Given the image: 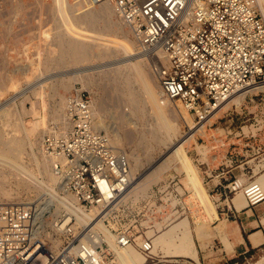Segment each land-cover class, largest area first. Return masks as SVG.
Here are the masks:
<instances>
[{
    "label": "built area",
    "instance_id": "obj_1",
    "mask_svg": "<svg viewBox=\"0 0 264 264\" xmlns=\"http://www.w3.org/2000/svg\"><path fill=\"white\" fill-rule=\"evenodd\" d=\"M78 1L84 8L114 6L139 49L150 56L161 99L179 102L196 123L208 120L236 93L264 84V18L254 0ZM263 92H248L242 106L261 105L256 97ZM64 119L66 127L54 123L45 133L42 149L60 177L57 197L65 206L47 221L46 206L0 202V264H117L118 251L129 246L151 258L154 240L143 228L154 227L169 211L187 210L189 187L175 176L144 205L136 204L142 218L127 226L123 219L134 210L125 199L131 163L96 127L88 90L75 87L67 93ZM256 132L246 133L243 126L236 142L218 144L227 148L222 156L213 155L217 182L205 185L219 211L225 207L236 216L234 198L240 191L249 208L264 202V185L254 168L234 167L247 152L264 161V132L261 127Z\"/></svg>",
    "mask_w": 264,
    "mask_h": 264
},
{
    "label": "rangeland",
    "instance_id": "obj_2",
    "mask_svg": "<svg viewBox=\"0 0 264 264\" xmlns=\"http://www.w3.org/2000/svg\"><path fill=\"white\" fill-rule=\"evenodd\" d=\"M72 1L75 2V0L70 2ZM109 8L114 11L110 17ZM78 9L83 10L81 6ZM92 9L95 10V17L98 20L96 30L93 31L87 22L80 23L82 28L91 30L84 36L89 46V54L78 62L62 64L56 62L60 46L57 34L59 16L54 0H0V131L4 133L6 140L11 138L20 140L17 142L18 145L12 144L14 147H20V152L13 157V162L23 165L22 168L25 170L23 172L22 169V173L18 175L14 169L12 170L13 167L0 164V202L46 206L47 221L62 210L61 199L57 197L59 179L51 187L49 177L43 169L44 164L47 163L49 169L51 165L49 159L45 158L42 140L45 133L51 131L54 123L67 126L64 119L65 108L54 116L53 105L61 102L62 97L65 98L75 87H81L88 90L92 96L98 129L112 136L115 148H121L126 152L131 163L133 179L137 180L136 184L140 183L136 190L125 196L127 204L134 208L123 219L127 226L133 227L132 220L142 218V213L138 214L136 210V204L144 205L154 191L163 184H168L175 176H177L175 180H180L183 187L187 186V180L191 186L185 194L187 210L169 211L154 227L143 228L148 236L154 239L155 248L151 258L143 254L137 246L128 247L129 252L138 257V264H250L257 260L260 255H264V248L247 258L217 259L220 253L218 249L209 253L204 245H198L200 235L205 241L212 240L208 246L219 245L212 239V236L216 235L215 226L218 222L209 221V226L206 227V216L201 215L204 210L202 202L195 195V189L180 163L170 164L172 167L166 171L162 170L153 183L147 179L153 165L162 160L169 147L173 145V141L187 135L196 122L190 114L179 107V102L161 103L176 133V138L167 139L164 132L159 129L157 118L151 108L142 107L143 102L133 98L134 96L139 98L141 92L140 84L130 70L133 63H140L149 84L154 87L158 99L160 97L159 85L150 68L152 62L150 56L141 52L131 31L122 23L114 6L105 2ZM127 79L131 80L130 84L126 83ZM253 91L257 90L250 92ZM244 101L245 99L239 104L230 102L196 134V137L194 136L189 145L186 144L191 162L204 185L208 183V188L213 187V182H217L214 175L218 172L215 156L213 158L210 155L212 153L220 157L227 148L218 146L219 142L224 140L227 146L236 142V135L241 132L243 126L245 130L254 132L261 127L264 132V92L256 97L257 102H263L261 105L257 106L255 103L250 107L242 106ZM256 119L259 124H256L258 123ZM26 128L29 131L33 130L31 135L25 133ZM1 147L0 145V150ZM232 149L233 146L230 147V151ZM242 158L247 162V170L253 167L251 161L253 156L249 152ZM237 163H234V167ZM231 169L236 174L242 172L239 168ZM33 176L36 177L31 180ZM19 178L25 179L27 184L20 182ZM205 189L207 191V185ZM179 190L183 192L181 188ZM7 191L10 193L9 197L5 195ZM214 206L216 207L215 204ZM197 214L201 216L195 217ZM173 228H177L178 232L170 234ZM187 231L194 236L195 242L191 248L193 247V251L196 250V254L198 249L199 260L190 256L165 254L166 244L172 242L177 245L183 233ZM156 238L162 239V242L156 245ZM117 264L123 263L118 259Z\"/></svg>",
    "mask_w": 264,
    "mask_h": 264
},
{
    "label": "bare ground",
    "instance_id": "obj_3",
    "mask_svg": "<svg viewBox=\"0 0 264 264\" xmlns=\"http://www.w3.org/2000/svg\"><path fill=\"white\" fill-rule=\"evenodd\" d=\"M70 1L69 0H54V6H55V9L57 10L58 16H59V20L57 23L58 24L57 25V34L59 36V46H60L58 55L56 57V62L62 63V64L68 63V62H71V63L72 62H78L79 60L83 59L84 57H86L89 54V46H88V44L85 40L86 38L84 36H85V34L87 35V33L91 32V30L82 28L80 26V23L87 22V25H90L93 28V31L96 30L95 28H97V25H98V20L95 17L96 13H94L95 10L92 11L93 7L92 8H84L83 4L80 1H78V0H75V2H73V1L70 2ZM254 1H255V4L257 5V7L260 8V11H261L263 18H264V0H254ZM107 4H109V3H107ZM79 6H81L83 8V10L78 9ZM111 6H113V5H111ZM113 12H114L113 9L109 8L108 9V16L110 17L113 14ZM56 15H57V13H56ZM105 39H107V38H105ZM109 40H111L110 36H108V42H110ZM142 53L146 54L144 52H142ZM157 53L160 56H163V52L161 50H159ZM130 70L132 72L134 79L137 81V83L139 82L140 87H141V92L139 94V98H138V96H134V97L132 96V97L134 99L141 100L143 102L142 107L149 106L151 108V110L155 114V117L157 118V123H158L159 129L164 132L167 139L173 140L174 137L176 136L175 130L170 125V123L166 117V114L164 111V106L161 105V103L166 104L169 101L162 100L160 94H159L160 97L158 99V94H157V92H155L153 90L154 87L152 88L151 85L149 84V82L147 80L148 78H146V75H145L143 68L140 65V63H135V64L133 63V65H131V67H130ZM126 83L130 84L131 80L127 79ZM63 84H65V83H63ZM263 88H264V84L256 83V84L250 85L246 90H243V91L236 93L233 97L230 98V100L223 107H221L217 112H215V114L213 116H211L208 120H204V121H201L199 123H196L191 128V131L187 133V135L183 136L178 141H173L174 142V143H172L173 145L172 146L170 145L171 147H169L168 152H166V154L164 155L162 160L159 163H156L155 165H153L152 169L147 174V179L149 180V182L153 183V181H156L157 178L162 173V170L166 171L170 167H172V166H170V164L180 163L183 167V171L188 175V177L191 181V184L195 189V195H197V197L202 202V205L204 207L205 212L211 218L216 217L217 216L216 207L214 206V203L211 200V197L209 196V194H207L208 190L206 191V189H205L204 181L202 182V178L200 177L198 171L195 169L194 165L191 162L186 144L189 145V143L192 141L194 136L196 137V134L198 132H201L202 129L214 117H216L219 114V112H221V110L223 108L228 106L230 102H235V103L239 104L241 101H243L245 99V96L248 92H250L251 90H254V89L259 90V89H263ZM178 105H179V107L182 108L180 103ZM52 108H53L54 116H56L60 110H64L65 98L62 97L61 102L55 103ZM93 108H94V105H93ZM182 109L187 114H189V112L186 111L184 108H182ZM142 112H143V110H141V113ZM95 114H96V110L94 108V116H95ZM53 119H55V118H53ZM95 125L98 128V124L96 122H95ZM22 127H24V126H22ZM25 131H26L25 133H27V135L29 136V135H31L30 133L33 130L29 131L26 128ZM244 131L247 133L248 131H253V130H245L244 129ZM6 139L4 138V133L2 131H0V145L2 146L1 150H0V164L4 165V166H8L10 168L13 167L12 170L14 169V171H16V173H18V175H19L20 172L22 171V169L24 170V168H22L23 165L20 166L19 164L14 163L15 161L13 162V160H14L13 157L16 153L20 152V149H19L20 147L19 148L14 147V146H12V144L15 145V144H17V142L19 143L20 140H15V138H11L9 140H6ZM111 142L114 143L112 138H111ZM211 150H212V147H211ZM211 150H210V153H211ZM207 152L209 153V150ZM213 155L214 154L211 153L210 156H212L214 158ZM46 157L47 156L45 155V158ZM251 161H252V166L254 168V173H255L256 164H260L263 161L258 162L255 159H251ZM139 164H140V162H139ZM43 169L46 171L45 174L48 175V177H49L48 179L51 182L50 185L52 184L51 187H53V185L57 181V179H59V183H60V177L58 175H56V173H54V171L52 169L48 168L47 163H46V165L44 164ZM23 172H25V170ZM35 177L32 179L30 178V179L33 180V179H35ZM255 178H257V177H255ZM131 179H132L131 185L129 187L128 192L125 194V196L130 191L136 190V188H138L140 186V183H138V184L135 183L137 180L133 179V175H132ZM19 180L23 184H27V181L25 179L19 178ZM138 181H139V179H138ZM146 183H148V182H146ZM186 185L188 187H191L188 180L186 182ZM190 190H191V188H190ZM238 194L243 196L241 191L238 192L236 195H238ZM5 195L7 197H9L10 193L7 191V192H5ZM243 198H244V196H243ZM245 202H246V200H245ZM60 204L63 207L65 206V203L63 200H61ZM100 226H102V225H100ZM102 228H104V227L102 226ZM177 232H178V229L173 228L171 230L170 234H175ZM108 237L110 239H112V235L109 232H108ZM174 238H176V237H174ZM160 242H162V239H160V238L155 239L156 245L160 244ZM194 242L195 241H194L192 234L189 231L184 232L181 239H180V242L177 245L173 244L172 242H169L168 244H166L167 251L165 254L176 255V256H192L195 259H197L196 250L193 251V249H192L193 247L191 248V246L194 245ZM205 242L206 241L204 240L203 236L201 237V235H200L198 245L202 246L205 244ZM154 248H155V245H154ZM117 255H118V259H120V261L123 264H138V262H139L138 257L133 256L129 252L128 247L123 249V250H119ZM255 264H264V258Z\"/></svg>",
    "mask_w": 264,
    "mask_h": 264
},
{
    "label": "crops",
    "instance_id": "obj_4",
    "mask_svg": "<svg viewBox=\"0 0 264 264\" xmlns=\"http://www.w3.org/2000/svg\"><path fill=\"white\" fill-rule=\"evenodd\" d=\"M242 163L247 164L246 160L242 158V155H240L238 156V165L240 166ZM255 167L256 179L261 181L264 185V171L262 172V168H264V161L260 164H256ZM234 202L240 210L236 216L231 215L230 212L226 211L225 207V211L218 210L217 216L213 218L207 215L205 210L201 212L202 216H206V227L209 226V221L218 222L215 226L216 235L212 236V239L216 245H219L212 246L211 244L208 246L209 242H212L211 239L210 241H206L207 243L205 242L204 244L205 248H208L209 253L211 250L216 252L218 249L220 251L217 255V259L227 257L247 258L264 248V202L258 206L249 208L247 207L243 196L239 194L234 198ZM201 215L197 214L195 217H200ZM208 235H210V233ZM210 247H212V249H210ZM199 258V252L197 249V259L199 260ZM263 258L264 255L262 254L257 258V260L251 262L250 264H255Z\"/></svg>",
    "mask_w": 264,
    "mask_h": 264
}]
</instances>
